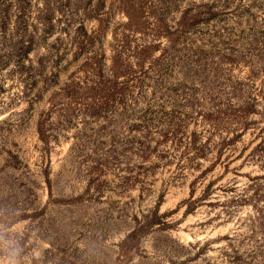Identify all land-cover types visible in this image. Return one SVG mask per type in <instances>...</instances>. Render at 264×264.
I'll list each match as a JSON object with an SVG mask.
<instances>
[{"label": "rangeland", "instance_id": "rangeland-1", "mask_svg": "<svg viewBox=\"0 0 264 264\" xmlns=\"http://www.w3.org/2000/svg\"><path fill=\"white\" fill-rule=\"evenodd\" d=\"M0 264H264V0H0Z\"/></svg>", "mask_w": 264, "mask_h": 264}]
</instances>
